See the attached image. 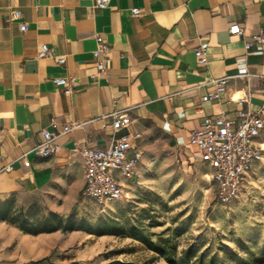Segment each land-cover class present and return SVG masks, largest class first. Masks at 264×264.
Segmentation results:
<instances>
[{
    "label": "crops",
    "instance_id": "obj_1",
    "mask_svg": "<svg viewBox=\"0 0 264 264\" xmlns=\"http://www.w3.org/2000/svg\"><path fill=\"white\" fill-rule=\"evenodd\" d=\"M95 3L0 0V201L38 192L77 199L85 185L79 149L107 148L123 135L142 134L144 157L154 150L193 156L191 135L205 116L235 119L264 102V46L245 48L264 29V0H111L106 9ZM233 25L243 35H232ZM98 35L110 52L105 73L93 78ZM42 44L50 47L44 58ZM199 48L205 63L197 60ZM59 77L69 80L70 95L54 84ZM223 77H230L226 95L204 102ZM118 111L131 125L114 131L111 114ZM75 124L56 139L55 154H39L45 131ZM67 205L55 211L66 213ZM53 234L29 235L0 222V241H50Z\"/></svg>",
    "mask_w": 264,
    "mask_h": 264
},
{
    "label": "rangeland",
    "instance_id": "obj_2",
    "mask_svg": "<svg viewBox=\"0 0 264 264\" xmlns=\"http://www.w3.org/2000/svg\"><path fill=\"white\" fill-rule=\"evenodd\" d=\"M212 172L190 152L154 150L145 152L139 176L127 183L124 198L104 207L84 199L82 192L74 200L51 192L13 197L14 207L32 220L40 221L68 204L66 213H58L73 216L75 222L86 219L92 225L100 219L120 220L122 231L104 236L58 231L50 241H0V264H168L126 236L134 221L155 234L153 241L160 235L170 237L179 251L194 243L210 253L222 244L232 249L241 244L260 249L264 246V161L229 205L217 200ZM150 218L161 226L148 227Z\"/></svg>",
    "mask_w": 264,
    "mask_h": 264
},
{
    "label": "built area",
    "instance_id": "obj_3",
    "mask_svg": "<svg viewBox=\"0 0 264 264\" xmlns=\"http://www.w3.org/2000/svg\"><path fill=\"white\" fill-rule=\"evenodd\" d=\"M111 0H96V7L106 9ZM133 14L141 15L140 9H133ZM13 17L21 19L22 13L14 11ZM26 24L21 23V31H26ZM232 35H243L240 25L230 28ZM97 48L94 58L97 72L92 76L97 78L106 71V60L110 52V45L101 35L96 37ZM264 46V29L252 35L245 44L250 51L254 46ZM50 54V47L42 44L39 57ZM199 63H205L206 50H196ZM66 57H58L60 65L65 64ZM230 77H223L213 81L214 90L203 97L204 102L220 101L228 91ZM54 84L61 88L66 95L73 91L67 78L53 79ZM247 99H239L243 105ZM112 129L120 131L131 125L130 117L123 112H114ZM79 125H66L62 130L44 132V142L37 147L42 157H49L58 151L56 139L67 134ZM142 138L141 133L123 135L116 138L107 148L81 147L79 149L84 160V181L82 196L98 207L108 203L118 202L124 198L127 183L135 181L139 176L144 152L137 143ZM190 144L196 151L194 157L197 162L210 167L211 180L216 186V197L219 203L229 205L239 198L246 180L251 177L255 168L264 161V102L258 108H244L238 111L237 117L232 119L225 112L219 115L205 116L200 129L191 135ZM76 146H79L76 144Z\"/></svg>",
    "mask_w": 264,
    "mask_h": 264
},
{
    "label": "trees",
    "instance_id": "obj_4",
    "mask_svg": "<svg viewBox=\"0 0 264 264\" xmlns=\"http://www.w3.org/2000/svg\"><path fill=\"white\" fill-rule=\"evenodd\" d=\"M146 210V209H145ZM0 222H6L16 226L23 233L29 235H40L44 233L86 231L89 234L104 236L118 235L122 231V223L116 219H100L95 225L86 219L74 221L73 216L64 217L58 212H51L40 221L26 217L14 207L13 199L0 201ZM134 221L129 226L126 236L132 237L154 252L159 258L168 264H264V246L258 250L250 248L246 244L239 245L238 249H232L227 245H220L217 252L210 253L198 248L197 244H190L182 251L179 245L171 241L170 237L158 236L153 241L155 234L146 229L142 222ZM161 226V223L150 218L148 227ZM124 233V232H123ZM122 233V234H123ZM37 261L35 263H40ZM111 264H137L133 261H113Z\"/></svg>",
    "mask_w": 264,
    "mask_h": 264
}]
</instances>
